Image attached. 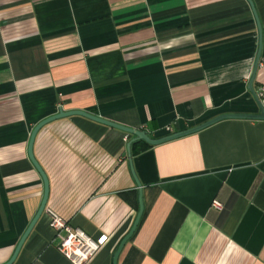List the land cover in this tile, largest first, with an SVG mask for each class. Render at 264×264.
Masks as SVG:
<instances>
[{"label": "crops", "instance_id": "0c3cea01", "mask_svg": "<svg viewBox=\"0 0 264 264\" xmlns=\"http://www.w3.org/2000/svg\"><path fill=\"white\" fill-rule=\"evenodd\" d=\"M252 2L262 28L257 92L264 0ZM258 44L247 0H0V264L42 200L27 153L39 121L80 109L156 139L257 114L247 86ZM131 137L82 116L35 136L45 207L106 237L85 264H112L136 218ZM131 161L143 212L116 264H264V120L223 119ZM57 244L43 211L12 264H73Z\"/></svg>", "mask_w": 264, "mask_h": 264}, {"label": "water", "instance_id": "95a60500", "mask_svg": "<svg viewBox=\"0 0 264 264\" xmlns=\"http://www.w3.org/2000/svg\"><path fill=\"white\" fill-rule=\"evenodd\" d=\"M253 15L255 17L256 20V24H257V29H258V33H259V44H258V50H257V54H256V58H255V62H254V67H253V73L252 76L248 82V89L249 91L252 93V95L255 98V101L259 107V113L257 114H222V115H218L208 121H205L197 126L182 130V131H178L175 133H171L169 135H165L163 137L160 138H151L149 137V135L147 134L146 131L144 130H140V129H136V128H132V127H128L125 126L123 124H119L116 122H113L111 120L105 119L103 117L91 114L87 111L84 110H80V109H71V110H66L64 111L61 107L58 109V112L55 114H52L44 119H42L41 121H39L32 129L31 133H30V137H29V141H28V146H27V153H28V157L29 160L31 161V163L33 164V166L35 167V169L37 170V172L39 173L42 181H43V196H42V200L40 202V205L38 207V210L36 211L34 217L32 218V220L30 221L29 225L27 226L26 230L24 231V233L22 234V236L20 237L14 251L13 254L11 255V257L3 264H12L13 261L15 260L21 246L23 245L25 239L27 238V236L29 235L30 231L32 230L33 226L35 225L36 221L38 220V218L40 217V215L43 213L45 206H46V202H47V198H48V193H49V182H48V178L45 174V172L43 171V169L41 168V166L39 165V163L36 161L34 155H33V143L35 140V136L37 134V132L46 124L55 121L57 119H61V118H65V117H70V116H82L85 117L87 119H90L92 121L107 125L109 127H113L115 129L121 130L129 135H132L131 139L127 142L126 145V149H127V153L129 156V167H130V171L131 174L133 176V179L136 183V186L138 188V204H139V208H138V212L136 215V218L130 228V230L128 231V233L122 238V240L120 241L114 255H113V260H112V264H116L117 262V257L119 255V252L121 251L124 243L130 238V236L133 234L139 220L140 217L142 215L143 212V200H142V186L140 181L138 180L137 176L135 175L134 169H133V165H132V161H131V152H130V145L132 142H134L135 140H144L146 143L150 144V145H157L169 140H173L197 131H200L202 129H204L205 127L223 120V119H251V120H264V106L263 103L261 102L260 98L258 97L256 91L254 90L252 83L256 74V70L258 67V62H259V57H260V53H261V45H262V28H261V24L259 21V18L257 16L254 4L252 2V0H247Z\"/></svg>", "mask_w": 264, "mask_h": 264}, {"label": "built area", "instance_id": "2783aa9c", "mask_svg": "<svg viewBox=\"0 0 264 264\" xmlns=\"http://www.w3.org/2000/svg\"><path fill=\"white\" fill-rule=\"evenodd\" d=\"M259 98L264 97V87L257 92ZM215 207H220L216 201ZM44 212L49 217V226L55 231L58 240V251L73 264H85L105 241V235L92 237L83 229L72 226L61 218L54 210L45 207Z\"/></svg>", "mask_w": 264, "mask_h": 264}, {"label": "trees", "instance_id": "16d2710c", "mask_svg": "<svg viewBox=\"0 0 264 264\" xmlns=\"http://www.w3.org/2000/svg\"><path fill=\"white\" fill-rule=\"evenodd\" d=\"M151 145L146 143L144 140H135L130 145V152L131 154H137L138 152L144 150L147 147H150Z\"/></svg>", "mask_w": 264, "mask_h": 264}]
</instances>
